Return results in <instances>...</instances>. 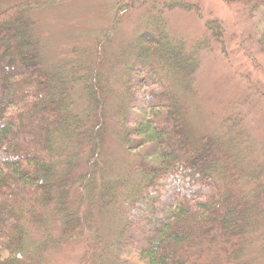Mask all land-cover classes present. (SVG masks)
I'll list each match as a JSON object with an SVG mask.
<instances>
[{
  "label": "trees",
  "instance_id": "obj_1",
  "mask_svg": "<svg viewBox=\"0 0 264 264\" xmlns=\"http://www.w3.org/2000/svg\"><path fill=\"white\" fill-rule=\"evenodd\" d=\"M58 1L0 0V264L31 263V247L38 256L74 241L95 257L92 264L103 255L97 247H112L107 256L115 264H254L264 162H251L239 123L199 133L186 105L199 54L222 42V24L207 21L203 40L188 51L184 40L170 38L163 15L194 4H165L112 62L130 79L112 106V68L105 70L103 56L111 31L96 41L95 61L84 69L71 60L76 50L53 67L43 63L34 14ZM222 1L243 5L251 17L260 13L257 45L264 53V0ZM159 73L168 86L137 99L134 89ZM176 173L207 192L199 189L197 199L183 196L161 210L147 202L146 219L153 216L147 223L116 219L122 200L156 202L149 191ZM49 207L59 234L35 241L24 221H42L39 210ZM107 222L110 238L102 231Z\"/></svg>",
  "mask_w": 264,
  "mask_h": 264
},
{
  "label": "rangeland",
  "instance_id": "obj_2",
  "mask_svg": "<svg viewBox=\"0 0 264 264\" xmlns=\"http://www.w3.org/2000/svg\"><path fill=\"white\" fill-rule=\"evenodd\" d=\"M19 1L6 0L5 3L13 5ZM177 1L192 3L194 8L165 11L164 22L170 38L184 40L188 51L203 40L207 21L218 20L224 33L222 44L213 42L199 54L200 69L194 77L192 92L186 98V105L190 108V124L197 132L209 134L219 133L225 126L239 123V128L245 133L244 141L250 147L251 162L263 163L264 53L257 45L258 31L261 30L260 13L251 17L249 10L239 3L226 4L222 0H60L34 14L37 22L35 33L41 44L43 63L53 67L64 55L76 50L77 54L72 55L71 60L83 68L87 62L91 64L95 61L91 52L95 51L96 41L111 31V42L104 47L103 56L105 70L107 67L112 68L111 85L115 93L111 105L114 106L122 95L124 83L130 79L123 74V66L116 67L112 62H115L123 48L133 43L139 33L150 27L148 21L152 16H159L165 4ZM147 75L142 74L144 79ZM147 82L134 89L137 99H143L148 91L159 92L168 86L162 73L151 75ZM80 98L83 99L81 95L76 97L77 105L81 102ZM115 144L109 142L110 153L115 151ZM3 157L4 152L0 149V159ZM199 189L203 193L207 192V188L198 187L189 181V177L176 173L160 181L157 189L149 191L147 195L155 197L156 202H152L151 198L122 200L117 209L119 218L116 219L127 218L132 222L143 220L147 223L148 218L153 217L149 213L146 219L147 202L149 206L161 210L183 196L190 200L197 199L194 193ZM39 211L42 212V221L30 217L24 221L33 239L43 241L48 234L57 236L60 223L53 216L52 209L49 207ZM259 224L253 238L252 250L257 253L254 264H264V250L261 249L264 247V217ZM104 226L102 231L108 237L111 235L108 222ZM49 248L37 256L31 247L35 261L24 264H92L95 260V257L91 259L87 247L81 241ZM97 248V254L103 255L96 264H115L112 257L107 256L113 255L112 247Z\"/></svg>",
  "mask_w": 264,
  "mask_h": 264
}]
</instances>
